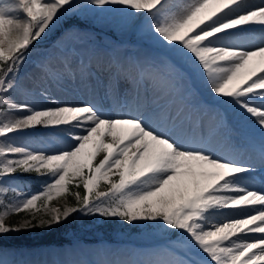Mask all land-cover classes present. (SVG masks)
Returning <instances> with one entry per match:
<instances>
[{
  "label": "snow or ice",
  "instance_id": "snow-or-ice-1",
  "mask_svg": "<svg viewBox=\"0 0 264 264\" xmlns=\"http://www.w3.org/2000/svg\"><path fill=\"white\" fill-rule=\"evenodd\" d=\"M73 5L74 0H14L0 6V114L23 113L0 124V138L44 127L65 130L72 141L53 152L0 144V178L16 173L49 178L41 192L21 199L9 211L35 208L38 213L37 201L46 205L53 194L67 192L72 184H82L84 190L82 196L76 194L79 207L62 212L51 208L39 225L9 227L4 223L7 213L0 214V237L59 224L79 212L129 224L159 223L180 232L192 251V259L146 264H264V191L239 182L254 171L257 161L264 165V0L251 7H244L245 0H190L177 10H170L169 0H85L86 7L100 13L118 9L131 18L143 12L150 21L145 31L155 43L175 51L212 94L254 120L260 143L252 145L254 156L246 161L221 158L169 134L184 112L182 97L175 112L171 106L177 99H172L167 108L156 103L145 113L116 116L90 103L52 100L51 107L38 109L7 99L28 49ZM257 32L258 43L240 46L239 40ZM137 69L141 79L151 77L161 98L173 95L170 75L139 65ZM41 71L54 74L47 68ZM123 78L138 83L132 73ZM41 95L49 98L46 91ZM162 125L168 130L162 131ZM101 185L107 190L97 191ZM8 255L0 246V264H16Z\"/></svg>",
  "mask_w": 264,
  "mask_h": 264
},
{
  "label": "rangeland",
  "instance_id": "rangeland-1",
  "mask_svg": "<svg viewBox=\"0 0 264 264\" xmlns=\"http://www.w3.org/2000/svg\"><path fill=\"white\" fill-rule=\"evenodd\" d=\"M13 2L14 0H12L11 4ZM20 15L22 16L23 14L20 13ZM131 19L132 18H125L118 9H113L111 11L105 10V12L100 13L97 9L86 7L85 0H74L73 7L68 11H61L58 15V18L51 24L50 29L47 30L45 35H43V38L38 42H34L33 45L28 49L27 59L32 55L35 56V54H42L46 57L50 56V54L56 55L58 53L59 55H62L60 61L62 60V62H64L67 58H69L67 57L66 53L69 51L71 44L75 40L74 34H79L81 42L84 45L82 52L86 53L85 56H88L89 59L94 55L95 51L100 53L104 58L108 57L107 59H109L113 56V59H115L113 53H116L118 56L120 55L123 58L125 55H127V52L131 53L135 52L137 49H141L146 53L149 51L158 54L160 52L166 54L169 53V56H167L166 60H168L169 65L172 64L175 66L174 78L182 77L183 73L181 71H183V69L187 72L192 71L191 69L183 68L182 64L185 63V60L180 55H178L180 57L179 60L176 59L177 57L174 55L175 51L168 52V50L166 51L165 49H161L160 46L156 47V45L150 44L152 39L147 32H144L146 25L150 22L147 18L142 19L133 28L134 30L138 29L137 31L139 32V35L137 34L127 38L125 25L128 24ZM77 20L86 21L84 23H88L89 26L79 27L76 24H72V22H77ZM126 40H130L133 45L126 43L123 48H118L117 50L116 48L119 47L121 43L126 42ZM151 46H153L152 49ZM25 64H27V60L23 66H25ZM46 65L49 66L47 63ZM116 69L117 68L111 69L108 72L111 81L113 78H115V75L118 74ZM54 71L57 70L55 69ZM88 72L91 74L93 82H97L99 84L103 82L104 84L106 83L104 76L100 74V71H97L95 66L92 67L89 65ZM136 77L139 79V83H142L141 88L146 89L147 85H151L150 87H152L153 83L151 81L149 82L146 79H141L137 74ZM139 83H134L133 86H138ZM70 84L72 85V83ZM104 84H102L103 87L105 86ZM59 85L61 87L64 84ZM29 87H22V85L16 81L14 89L6 96V98L14 100L19 104H24L25 99L20 95V90H28V92L32 90L35 92L36 89H30ZM66 89L71 92L74 90V88L72 89L71 86H69V88L66 86ZM155 90L158 91L157 89ZM181 93V91L175 92L173 99L181 97ZM114 99L115 98L113 96H109L107 99H102L103 101H101L98 105H95V103L90 104L96 106L100 111L105 113L104 107L112 108V100ZM193 100H191L190 103L199 102L201 98L199 95H197V99L195 101ZM210 100L216 102L217 98H211L209 101ZM118 101L122 102V96L117 97V104ZM208 106L211 107L209 104ZM229 107H232L230 102H219L216 106V108H220L222 110L221 112L223 113L224 111L227 112ZM15 113L16 111L7 112L5 110L3 114H0V124L6 122L5 117ZM44 129V127H37L31 132L25 130L15 133L18 134L17 137L19 139L23 140L27 144L31 140L34 143H37V140L40 139V142L49 148L48 152L65 149L72 143L68 133H62L61 131H56V134H59L60 136L66 135V137L70 139H68L69 141L67 139L63 140L58 136H43L47 141L45 142V140H41L40 138L42 135H44L42 134ZM72 131L79 132L75 129ZM233 135L235 147L239 149L241 147L246 148L248 151L252 150L250 146L245 145L244 140L239 138L237 133H234ZM53 139L55 142L54 148L48 144V142L53 141ZM0 144L7 145V139L0 138ZM16 145L23 146L22 144ZM33 174L36 173H16L12 176L0 178V214L7 213L4 215V223L6 226L20 227L26 222L39 225L41 218H48L46 213L51 208L60 209L62 212L66 208L79 207L76 194L79 193L82 196L84 190L82 184L80 187L72 184L74 186L73 193H71L72 191L70 192L68 189L67 192L61 193L59 195L53 194V198L47 201L46 205L43 201H37L36 207L40 209L38 213L36 212L35 208L24 209L20 212H10L9 209L11 206H14L23 198L30 197L32 194H38L43 190V187L48 182V177L44 178L43 181L37 179L33 180L36 176L29 178L28 175ZM256 175H260V177L264 179V165H261L258 161L254 165V171L250 174H247L246 177L248 180H250L249 182L253 184L251 179H254ZM26 176L28 178H26ZM80 188H82V191H80ZM12 189L14 192L9 194L8 190ZM106 190L107 185H101L97 189V191ZM68 218H72L70 224L71 226L69 227L70 230L66 231L64 234L65 240H63V242L58 244L36 245L31 247L26 245H19L14 248L11 246L3 247V249L9 253L8 259L15 261L16 264H66L64 262L66 260L64 255H67L72 252V250H74L76 252L78 251V254H81L83 251V254H86V256L88 255L87 259L89 258L90 262H87L86 260L82 261L86 262L85 264H107L106 259L108 257L114 258V255L118 254L119 251L127 250L133 253V257L131 258L127 256L125 261H121L120 264H146L148 261H156L158 255L160 254L158 252L159 247L157 248V246H154V243L156 242H158V244H162L161 246H166L167 249L168 247H176V252L178 255H187L189 258H192V251L185 247L184 242L181 240L182 234L178 231L167 229L161 226L159 223L134 222L129 224L119 220L118 218H103L99 215H84L79 212L72 213ZM64 220H62V222ZM57 225L58 224L46 227H30L19 232L9 233L3 236H14L24 231H29L30 236L36 237L47 233V231H50ZM177 245L180 246L178 247ZM110 254L111 256H109ZM106 256L108 257L105 259ZM92 258H94L95 262L92 260ZM83 259H85V257H83ZM110 261V264H116L113 260Z\"/></svg>",
  "mask_w": 264,
  "mask_h": 264
},
{
  "label": "bare ground",
  "instance_id": "bare-ground-1",
  "mask_svg": "<svg viewBox=\"0 0 264 264\" xmlns=\"http://www.w3.org/2000/svg\"><path fill=\"white\" fill-rule=\"evenodd\" d=\"M12 0H0V6L11 4ZM190 0H169V8L170 10H177L187 3ZM261 0H245L244 7H251L254 4H259ZM94 9V8H92ZM134 11V10H133ZM132 19L125 25L127 38L133 35H139L138 29L134 30L133 28L145 17L143 12L138 14L137 16L131 17ZM146 32V31H144ZM129 35V36H128ZM75 40L71 44L69 51L66 53L67 58L64 62L60 61L62 55L58 53L56 55L50 54V56H44L42 54L35 56H30L27 59V64L25 66H21L20 74L18 79L16 80L22 87H29L30 89H36L34 91L20 90V95L23 96L24 104H31L34 108L43 109L52 106V100H57L60 103H95V105L99 104L102 99H107L109 96H113L115 99L112 100L113 107H104L105 114L109 116H116L121 114H133L138 115L141 113H145L151 111L155 108L156 103H159L162 107H169L172 103V99L175 95V92H182L183 98V108L184 112L181 115L180 120L177 122V127L175 129H171L169 134L173 135L174 138L181 142H194L196 146L207 148L209 151L214 152L221 158L224 159H237L241 161H246L250 157L254 156L252 151H248L247 149H234V137L232 133H238L239 137L245 138L250 144H255L256 146L260 143L259 133L253 130L254 120L248 118L247 116H241L239 114V110L235 109L234 106L229 107L227 112L225 111L224 115H221V112L216 110V107H210L207 105L205 98L210 99H218L219 102H229L226 98H218L214 94H212L208 87L205 85L204 81L199 77V75L188 65L186 62L182 64L185 68L191 69L192 72H185V70L181 71L182 77H175V66L172 64L169 65L168 60H166L169 53H153L149 51L146 53L141 49H137L135 52H127L125 57L118 56L116 53H113L115 59L106 57H102L100 53L96 52L90 59L88 56L86 57V53L82 52L83 43L81 42L80 35L74 34ZM260 34L257 33H249L247 34V38L239 40V44L242 47H251L253 44L259 42ZM126 43L132 44L130 40H126V42L121 43L118 48H123ZM151 45L159 46L152 39ZM133 45V44H132ZM161 49H165L163 46H160ZM153 46H151V49ZM167 51V49H165ZM66 52V51H65ZM82 52V53H81ZM168 52H171L168 50ZM176 59L179 60L178 54L175 52ZM173 56V54H172ZM140 62V63H139ZM49 64V66L46 65ZM86 65L95 66L97 71H100V74L104 76V80L106 82V86H102L93 82L91 74H89ZM137 65H139L140 69L147 70H159L162 73L168 74L171 76V79L174 83L175 89L172 96H163L160 97V93L155 90V88L147 85L146 89L141 88V84L138 81V86H133L134 83L128 82L124 80V74L132 73L134 76L139 75V70L137 69ZM66 66V67H65ZM151 66V68H150ZM41 68H47L49 71L54 73L53 75L45 76L41 71ZM117 68L116 71L118 74L115 75V78L110 80L109 71L111 69ZM57 71H54V70ZM143 79L152 82V79L149 75H145ZM72 83V85L70 84ZM59 84H64L60 87ZM66 86H71L74 88L73 92L68 91ZM196 86V87H195ZM47 92L49 98H45V96L41 95V92ZM156 91V92H155ZM202 93H201V92ZM200 94V98H202V102H192L189 105L190 100L195 101L197 99V95ZM118 96H122V102L118 101L116 103V99ZM179 98L177 97V103L171 106V111L175 112L177 107H180ZM204 98V100H203ZM185 102V103H184ZM256 103H259L256 101ZM116 104V105H115ZM215 105V104H213ZM212 106V105H211ZM20 114L16 112L15 114L8 115L5 117V121L7 122L10 119L17 118ZM217 119V122H216ZM36 129V128H35ZM33 129L27 130L31 132ZM74 130V129H73ZM80 131L79 129H75ZM161 130H168L166 126H161ZM62 133H66L65 130H59ZM41 140H45L43 136H58L61 139H69L66 135L56 134V131H52L49 129H44L42 131ZM18 134H10L5 137L7 139V144H22L23 146L33 149V150H44L48 151V147L44 146L43 143L40 142V139L37 140V143H34L32 140L27 144L23 140L19 139ZM71 139V138H70ZM69 139V140H70ZM68 140V141H69ZM45 142H47L45 140ZM52 148L55 147L54 139L51 142H48ZM246 154V155H245ZM245 175L243 179L239 182L248 186L249 188L264 191V180L260 183L253 184L250 183L248 178ZM223 219V218H221ZM183 241V238L181 239ZM162 244H158V242L154 243V246H157L158 252L160 253L156 259L157 260H182V259H190L187 255H178L176 252V247H168L161 246ZM178 247L180 245H177ZM164 247V248H163ZM82 251V250H81ZM161 251V252H160ZM94 255V254H93ZM95 256V255H94ZM111 256V254L109 255ZM133 257V253L127 250L119 251L118 254L113 257L106 256L107 264H110L113 260L116 264H120L121 261H125V258ZM66 260L64 261L66 264H85L86 262H82L87 259L88 255L78 254V251L72 250L67 255H64ZM85 257V259H83ZM92 260L95 262L94 258ZM91 260V261H92ZM93 262V263H94ZM99 264V263H98Z\"/></svg>",
  "mask_w": 264,
  "mask_h": 264
},
{
  "label": "trees",
  "instance_id": "trees-1",
  "mask_svg": "<svg viewBox=\"0 0 264 264\" xmlns=\"http://www.w3.org/2000/svg\"><path fill=\"white\" fill-rule=\"evenodd\" d=\"M44 178L45 177L39 176L37 180L41 181ZM69 190L70 192L72 191L71 193H73L74 186L70 185ZM10 192L12 193L13 191ZM71 219L72 218H68L67 220H64L56 227H53L50 231H47V233H44L40 236L32 237L30 236L29 231H24L18 235L0 237V246L2 247L11 246L12 248H14V246H19V245L36 246V245L58 244L60 242H63V240H65L64 234L66 233V231L70 230L69 227L71 226L70 225Z\"/></svg>",
  "mask_w": 264,
  "mask_h": 264
}]
</instances>
